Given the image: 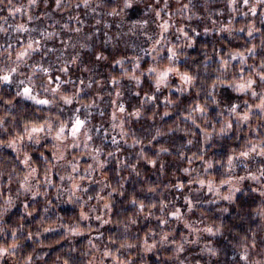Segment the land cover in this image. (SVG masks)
<instances>
[{
    "label": "clouds",
    "instance_id": "1",
    "mask_svg": "<svg viewBox=\"0 0 264 264\" xmlns=\"http://www.w3.org/2000/svg\"><path fill=\"white\" fill-rule=\"evenodd\" d=\"M0 264H264V0H0Z\"/></svg>",
    "mask_w": 264,
    "mask_h": 264
}]
</instances>
